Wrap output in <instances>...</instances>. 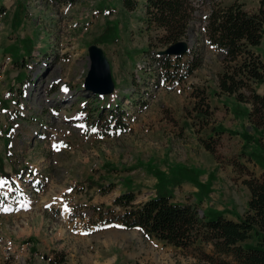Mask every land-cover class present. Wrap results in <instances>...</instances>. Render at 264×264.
Instances as JSON below:
<instances>
[{"label":"rangeland","instance_id":"rangeland-1","mask_svg":"<svg viewBox=\"0 0 264 264\" xmlns=\"http://www.w3.org/2000/svg\"><path fill=\"white\" fill-rule=\"evenodd\" d=\"M222 1L258 7L256 0ZM140 2L127 12L119 0L70 7L0 0V264H53L60 257L63 264H208L118 221L104 224L119 215L113 201L124 192L137 203L169 195L200 216L245 214L249 192L232 164L260 175L264 139L248 122L249 105L216 93L223 57L201 33L210 4L196 3L182 40L200 67L179 85L162 79L153 88L149 75L136 72L149 62L146 51L156 50ZM92 45L107 58L115 88L103 103H120L132 115L125 131L108 133L109 112H99L83 87ZM254 50L264 60V38ZM198 90L208 96L207 123L192 109ZM256 90L262 94L264 85ZM142 99L148 106L138 112L132 104Z\"/></svg>","mask_w":264,"mask_h":264},{"label":"trees","instance_id":"trees-1","mask_svg":"<svg viewBox=\"0 0 264 264\" xmlns=\"http://www.w3.org/2000/svg\"><path fill=\"white\" fill-rule=\"evenodd\" d=\"M48 1L53 5L70 7L80 0ZM198 1L210 4L208 14L201 20L205 43L223 57L216 93L249 105L248 122L264 139V91L260 94L256 90L257 85H264V60L254 50L264 38V0H256L258 7L254 11L246 10L237 2L223 5L222 0H142L143 27L153 34L155 42L150 45L156 48L155 51H146L153 70L149 76L154 80V84L151 80L148 84L158 88L163 79L179 85L200 67L198 56L190 51L182 57L162 53L187 37L198 12ZM119 3L122 10L134 12L141 2L119 0ZM4 14L5 8L0 6V18ZM198 91L193 93L196 101L192 109L198 120L207 123L210 118L208 96L204 90ZM149 96L146 94L145 97ZM93 97L99 112H109L106 129L125 131L126 121L132 115L124 112L120 103L113 107L103 103L106 102L105 97ZM132 105L133 109L141 112L148 102L142 99L137 106ZM98 115L101 117L100 113ZM207 141L201 142L204 149L218 160L217 149ZM232 166L235 173L244 177L242 185L249 192L247 210L241 219L233 220L221 214L200 216L194 206L174 202L171 196L163 194L137 203L136 195L129 191L121 193L113 201V206L120 209L119 215L102 222L118 221L126 230L138 229L145 236L189 251L208 264H264V171L256 176L245 174L246 167L239 162ZM63 263L62 257L53 262Z\"/></svg>","mask_w":264,"mask_h":264},{"label":"water","instance_id":"water-1","mask_svg":"<svg viewBox=\"0 0 264 264\" xmlns=\"http://www.w3.org/2000/svg\"><path fill=\"white\" fill-rule=\"evenodd\" d=\"M189 52V47L185 42H178L169 46L162 53L173 57H182ZM89 71L84 80L85 91L93 95H110L114 92V83L111 77L109 62L103 51L96 45L88 48Z\"/></svg>","mask_w":264,"mask_h":264},{"label":"built area","instance_id":"built-area-1","mask_svg":"<svg viewBox=\"0 0 264 264\" xmlns=\"http://www.w3.org/2000/svg\"><path fill=\"white\" fill-rule=\"evenodd\" d=\"M202 27H203V24H202ZM136 72H137V74L145 73L147 75H150L153 72L150 59H149L148 64L146 62H144V61L142 63L137 64ZM139 80H141V79H139ZM140 82H142V81H140ZM151 83L154 84V80L153 79L151 80Z\"/></svg>","mask_w":264,"mask_h":264},{"label":"snow or ice","instance_id":"snow-or-ice-1","mask_svg":"<svg viewBox=\"0 0 264 264\" xmlns=\"http://www.w3.org/2000/svg\"><path fill=\"white\" fill-rule=\"evenodd\" d=\"M64 91H67V89L65 88V89H63ZM93 131H95V129H93ZM55 147V146H54ZM5 183V181H0V185H3ZM69 191H71L70 189H69ZM65 210H68V208H67V206H65ZM5 211H7V209H5Z\"/></svg>","mask_w":264,"mask_h":264},{"label":"crops","instance_id":"crops-1","mask_svg":"<svg viewBox=\"0 0 264 264\" xmlns=\"http://www.w3.org/2000/svg\"><path fill=\"white\" fill-rule=\"evenodd\" d=\"M154 197H155V196H154ZM174 202L181 203V202H178V201H174Z\"/></svg>","mask_w":264,"mask_h":264}]
</instances>
